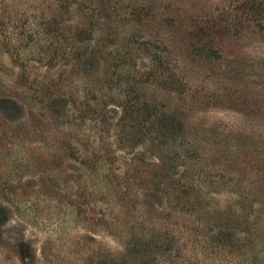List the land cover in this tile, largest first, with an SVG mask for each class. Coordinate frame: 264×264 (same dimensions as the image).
Returning a JSON list of instances; mask_svg holds the SVG:
<instances>
[{
    "label": "rangeland",
    "instance_id": "1",
    "mask_svg": "<svg viewBox=\"0 0 264 264\" xmlns=\"http://www.w3.org/2000/svg\"><path fill=\"white\" fill-rule=\"evenodd\" d=\"M75 1L0 0V264H264V0Z\"/></svg>",
    "mask_w": 264,
    "mask_h": 264
},
{
    "label": "trees",
    "instance_id": "2",
    "mask_svg": "<svg viewBox=\"0 0 264 264\" xmlns=\"http://www.w3.org/2000/svg\"><path fill=\"white\" fill-rule=\"evenodd\" d=\"M76 3L75 0H53L52 2V7L53 8L51 10V12L49 13V16L46 17V22L47 23H52V21H55V18L57 16H63L64 19V15L67 13H72V6L73 3ZM116 15H118L119 17H122V13H121V9H118V11L116 12ZM146 16L147 13H145ZM131 19V18H130ZM126 20V17H123L121 19H118V21H122L121 23L124 25V21ZM140 19H138L139 21ZM114 20L113 19H109L108 20V24L112 23ZM135 20H130L129 22H125L127 24H129V30H130V34H132L133 32H131V30H134L135 25L137 24L136 22H134ZM136 29V28H135ZM53 31V29H47V34L51 33ZM87 39H91V37H87ZM50 52H53V50H51ZM57 52V50H55V53ZM145 54V53H144ZM46 56H48V62H51V64L53 65V62L55 61L56 58V54H46ZM146 58H150L149 61L153 64L152 66V74H154L155 71L159 72L158 75H162L163 77V71H162V66L164 64V62L162 61V57L157 55L156 52L154 53H149L148 57ZM161 72V73H160ZM143 74V70L141 72ZM161 80V78H160ZM181 86V83H175L173 85V89L174 92H177L178 88ZM129 106L133 107V106H137V110L139 112H141L142 116H143V121L145 123H150V125L153 127V133H154V137H153V143H156V145L160 148V157H156L157 159V163H161L163 164V162H165V160L167 159V155L165 157V153L167 151H173V152H169L170 153V157H168L170 159V161H174L177 159H181V149L182 145L184 144L183 142V138L185 136V134H183V124L180 123V121L177 119L176 114L173 110H167L164 111L162 109H160L159 107L156 106V104H150L149 101L144 100L143 102H141L139 105L138 104H131L129 105L128 103L126 105H124L126 113H127V109L129 110ZM130 107V108H131ZM145 127V125L143 126ZM139 132V133H138ZM138 133V134H137ZM137 133L135 134L136 138H139V134L143 133L141 131H137ZM183 137V138H182ZM184 157H186V155H184ZM166 158V159H165ZM85 166H89V164H87L86 162L82 163ZM185 165L184 167V172L185 171H189V168H193L195 167L194 164H185V162L183 163ZM200 176V175H198ZM189 186V190H191V193L194 192V195L197 196L198 192L202 190L201 185H198V183L194 180L190 185H187V187ZM188 191V189H187ZM186 192V191H185ZM189 194V191L187 192ZM250 200V198H249ZM243 205V202H240L241 206ZM249 214H253L251 212H249ZM237 215H243V209H240L239 212H237Z\"/></svg>",
    "mask_w": 264,
    "mask_h": 264
},
{
    "label": "clouds",
    "instance_id": "3",
    "mask_svg": "<svg viewBox=\"0 0 264 264\" xmlns=\"http://www.w3.org/2000/svg\"><path fill=\"white\" fill-rule=\"evenodd\" d=\"M248 51H251V49H249Z\"/></svg>",
    "mask_w": 264,
    "mask_h": 264
}]
</instances>
